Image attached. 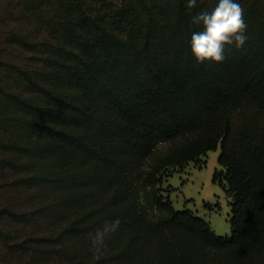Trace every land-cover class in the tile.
I'll use <instances>...</instances> for the list:
<instances>
[{"label": "trees", "instance_id": "trees-1", "mask_svg": "<svg viewBox=\"0 0 264 264\" xmlns=\"http://www.w3.org/2000/svg\"><path fill=\"white\" fill-rule=\"evenodd\" d=\"M210 1L198 0L189 9L188 0H0L2 264H131L138 257L148 264H212L205 258L214 250L242 247L264 199V183L233 153L248 139L264 169V103L253 100L259 82L254 77L264 75V48L254 46L256 34L248 32L242 48L226 47V64L250 73L238 87L218 73L226 64L197 63L191 35L203 29L192 17L214 8ZM253 13L262 16L264 8H250ZM122 24L133 31L117 32ZM252 25L248 29L259 32L264 20ZM184 45L183 61L172 58L167 66L160 52ZM171 68L188 71L183 95L165 78ZM150 76L156 77L155 90ZM202 123L217 131L209 141L194 133L191 141L156 155L159 143ZM219 146V164L245 184L233 193L231 235H218L190 209H174L161 192L171 167ZM48 154L54 162L41 173L36 161ZM148 155H156L151 168H136L134 158ZM87 157L94 158L90 193L102 179L100 161L108 179L101 208L83 214L80 162ZM136 186L147 189L146 206L119 196ZM71 195L75 205L68 202ZM102 209L115 211L106 220L119 218L121 225L106 248L94 253L85 237L103 226ZM260 228L263 235L264 221Z\"/></svg>", "mask_w": 264, "mask_h": 264}, {"label": "rangeland", "instance_id": "rangeland-1", "mask_svg": "<svg viewBox=\"0 0 264 264\" xmlns=\"http://www.w3.org/2000/svg\"><path fill=\"white\" fill-rule=\"evenodd\" d=\"M140 1V0H138ZM244 9V18L245 22L248 25V28L253 27V23L263 21L264 13L262 16L259 14L253 13L251 16L250 8L261 10L264 8L262 4V0H237ZM211 5L216 6L218 0H211ZM264 3V0H263ZM256 11V10H255ZM161 19H165L163 14H159ZM253 17V18H252ZM252 23V24H251ZM126 25V24H125ZM121 25V27L117 28V32L125 30L129 25L125 26ZM127 27V28H126ZM125 28V29H122ZM247 28V32L251 35V38L256 34V42L254 46L263 47L264 48V33L260 28L259 32L249 30ZM129 31H133L131 27L128 28ZM126 31V30H125ZM179 39H182L183 35H180ZM252 46V44L250 45ZM231 47L228 46V49ZM186 46L184 45L178 51L173 52L170 50H166L165 53L160 52L164 61H166V65L169 66V61L179 59V62L183 61L182 55L185 54ZM182 52V53H181ZM44 55V54H43ZM261 64L264 66V57H261ZM41 61V59H40ZM39 66L41 65V62ZM229 60L225 58L222 64H226ZM174 68H171L172 71ZM165 72V78L168 79V82L171 84L173 89L180 95L184 94V86H185V78L187 74V70L177 69L172 72ZM167 73V74H166ZM219 74L223 76V79L228 83H232L233 86H239L240 81L244 80L246 77L250 76V73L245 74L240 72L239 69H234L232 65H225L222 68H219ZM0 74L5 75V70L0 67ZM260 75V74H259ZM264 78V75H261ZM254 77L255 80H259V82H254L255 86V95L253 96V100L255 102L264 103V79L263 78ZM155 76H150L148 79V84L152 85V89L155 90L157 86V81ZM198 133L204 142L209 141L208 138L216 135L217 131L212 125L208 123H202L197 126V128L192 132H181L178 136L171 139L170 141H166L164 143H159L156 147V155L167 153L171 149H175L180 144L185 141H191L194 138L193 134ZM221 152L220 146L217 149H210L200 153L194 159L187 161L182 166H173L170 168L168 173H165L162 177L161 188L162 195H164L169 204L176 210L190 209L196 215H199L205 218L210 222L211 227L218 235H231L232 234V226H231V216H232V207L231 203L233 201V193L235 189L243 188V182H235L232 178L231 171L228 167L220 165L218 158ZM155 156L150 157H135L134 161L138 169L146 172L155 162ZM49 154L45 157L38 156L35 166L40 170L41 173L47 169L48 164L54 162L51 158L48 157ZM256 154L253 151L252 146L249 144L248 139H244L239 148L233 153V158L236 161L241 162L244 167L248 170L253 171L262 179L264 183V169L259 166L254 160H256ZM124 158L129 160L131 156L125 155ZM94 158L87 157L82 162H80L81 173L83 174V214L86 213L94 206H99L101 208V204L104 202V196L106 194H102V186L105 181L108 179V168L105 163L100 161V172L102 174V179H100V183L98 185V189L94 193H90L91 191V183L90 176L93 172L91 161ZM132 160V163L134 164ZM54 166L53 164L51 167ZM77 165L70 166V172L73 175L77 173ZM72 170V171H71ZM83 171V172H82ZM80 173V175H81ZM72 177L68 175V186L74 188ZM107 178V179H106ZM70 180V183H69ZM47 181L40 180L39 185H43ZM119 182H115L113 185H118ZM147 189L144 186H136L134 191H125L120 192L119 196L124 197L128 196L129 199L137 198L139 203H143L144 206L147 205V196L145 195V191ZM5 195V194H4ZM71 195L68 198V202L70 204H74L71 201ZM4 197L3 195L1 198ZM98 198L97 202L95 198ZM75 205V204H74ZM103 211L106 212V209L100 210L98 213L99 223L104 224L106 217L111 215L110 213H114L115 211L106 212L103 214ZM109 214V215H107ZM118 216V214H117ZM85 221H88V218L85 217ZM264 221V199L260 203V207L257 210L255 217L253 219V225L251 229V233L248 238L245 239L241 243V248L236 249H216L209 255H206L205 260L212 264H231L232 262H237L238 264H264V234L261 235V225ZM255 230V232L252 231ZM91 233V232H88ZM87 241H90V236L85 237ZM1 257V255H0ZM219 261V262H217ZM0 264H2L0 262ZM124 264V263H122ZM131 264H148L145 261V257H138L133 260Z\"/></svg>", "mask_w": 264, "mask_h": 264}, {"label": "clouds", "instance_id": "clouds-1", "mask_svg": "<svg viewBox=\"0 0 264 264\" xmlns=\"http://www.w3.org/2000/svg\"><path fill=\"white\" fill-rule=\"evenodd\" d=\"M198 0H188L187 7L195 8ZM244 9L237 0H218L210 11L201 10L192 17V23L202 26V31L191 35V54L197 63L212 61L222 63L225 60L227 46L242 48L248 37V25L244 18ZM121 225L119 218L105 221L102 227L90 234V250L98 253L106 248V240L115 234Z\"/></svg>", "mask_w": 264, "mask_h": 264}]
</instances>
